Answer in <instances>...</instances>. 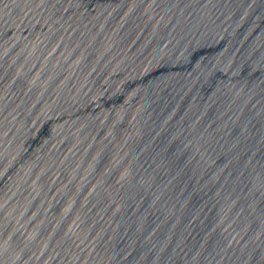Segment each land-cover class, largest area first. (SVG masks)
<instances>
[{"label": "water", "instance_id": "1", "mask_svg": "<svg viewBox=\"0 0 264 264\" xmlns=\"http://www.w3.org/2000/svg\"><path fill=\"white\" fill-rule=\"evenodd\" d=\"M0 264H264V0H0Z\"/></svg>", "mask_w": 264, "mask_h": 264}]
</instances>
